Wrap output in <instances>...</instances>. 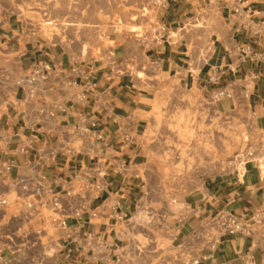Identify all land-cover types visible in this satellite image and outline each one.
Here are the masks:
<instances>
[{
  "label": "crops",
  "instance_id": "obj_1",
  "mask_svg": "<svg viewBox=\"0 0 264 264\" xmlns=\"http://www.w3.org/2000/svg\"><path fill=\"white\" fill-rule=\"evenodd\" d=\"M13 15L8 1L0 0V166L11 162L9 178L40 175L52 192L78 189L76 179L86 183L80 187L88 196L85 210L67 219L77 241L58 252L59 263L124 264L130 254L123 251L118 229L138 214L143 138L159 79L176 77L180 85H199L210 95L231 90L225 105H247L263 134L257 154L264 157V0H164L157 24L169 37L153 40L147 32L144 39L127 40L103 56L84 54L78 43L27 32ZM200 18L208 40L191 53L188 44L197 31L187 24ZM43 66L46 76L29 95L15 78ZM0 195L13 196L9 179L0 183ZM180 205L176 215L158 207L156 218L161 239L164 218H171L179 257L195 258L190 264H264L261 225H254L252 235L226 234L212 248L192 239L220 210L248 217L264 210V168L257 162L246 163L242 175L232 171L201 179ZM158 239L152 241L157 261L164 257ZM2 256L6 264H29L21 253L4 249Z\"/></svg>",
  "mask_w": 264,
  "mask_h": 264
},
{
  "label": "rangeland",
  "instance_id": "obj_2",
  "mask_svg": "<svg viewBox=\"0 0 264 264\" xmlns=\"http://www.w3.org/2000/svg\"><path fill=\"white\" fill-rule=\"evenodd\" d=\"M7 1L9 11L23 23L27 32H36L52 42L78 43L84 54L92 51L95 56L106 55L127 40L144 39L147 32L154 37L159 27L157 15L164 3V0ZM204 26L202 18L187 24L197 31L188 44L191 53L208 40ZM5 68L12 70L7 63ZM222 90L210 95L199 85L188 88L180 85L176 77L159 79L151 126L143 138L146 156L141 168L143 180L138 214L128 225L118 229L120 235H124V253H130L126 254L124 264L192 263L193 257H179L180 247L173 246L169 227V215H176L183 194L207 176L235 169L242 171L236 158L246 149L254 151L258 165L264 161V157L257 154L263 149V134L256 128L250 110L243 101L226 106L225 99H230L232 93L230 90V98L221 97ZM80 149L85 147L80 146ZM144 172L147 173L145 179ZM158 207L170 210L164 218L163 239L156 227ZM46 231L60 235L51 226ZM157 238L164 250L163 260L158 261L155 258L157 245L152 242Z\"/></svg>",
  "mask_w": 264,
  "mask_h": 264
},
{
  "label": "built area",
  "instance_id": "obj_3",
  "mask_svg": "<svg viewBox=\"0 0 264 264\" xmlns=\"http://www.w3.org/2000/svg\"><path fill=\"white\" fill-rule=\"evenodd\" d=\"M158 26L152 39L169 37L166 28L163 25ZM42 70L33 69L23 73L17 84L27 86L28 94L31 95L32 85L46 76V67L43 66ZM219 95L230 97L231 93L222 90ZM236 161L242 168V171L235 169L237 175H242L246 163H258L254 151L250 148L238 154ZM260 164V169H263L264 161H260ZM11 166L9 161L0 166V183L4 184V180L9 179L13 187V196L0 195V264L7 263L2 256L4 249L21 253L24 259H29V264H62L58 262V252L77 241L76 232L69 226L67 219L78 218L85 210L83 202L88 196H84L80 191L86 183L76 179L74 184L79 186L78 189L63 193L52 192L44 185L40 175L9 178ZM42 207L48 212L43 213ZM91 215L95 216V213L92 212ZM254 225L264 228V210L249 217L220 210L202 222L192 239L198 237L202 239L200 247L212 248L226 234L252 235L256 231ZM50 226L59 229L60 235L48 234L46 229ZM187 246L189 243L184 244L181 249Z\"/></svg>",
  "mask_w": 264,
  "mask_h": 264
}]
</instances>
